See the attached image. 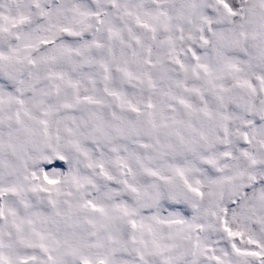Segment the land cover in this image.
Here are the masks:
<instances>
[{
    "label": "snow or ice",
    "instance_id": "1",
    "mask_svg": "<svg viewBox=\"0 0 264 264\" xmlns=\"http://www.w3.org/2000/svg\"><path fill=\"white\" fill-rule=\"evenodd\" d=\"M0 264H264V0H0Z\"/></svg>",
    "mask_w": 264,
    "mask_h": 264
}]
</instances>
